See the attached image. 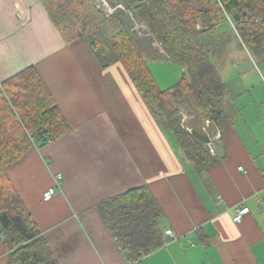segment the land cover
Masks as SVG:
<instances>
[{"label": "crops", "instance_id": "0c3cea01", "mask_svg": "<svg viewBox=\"0 0 264 264\" xmlns=\"http://www.w3.org/2000/svg\"><path fill=\"white\" fill-rule=\"evenodd\" d=\"M28 65L70 129L7 175L59 264H264V60L229 72L227 119L211 142L219 160L202 170L179 154L121 63L103 67L84 39L66 43L40 0H0V80ZM144 184L176 238L128 263L98 206Z\"/></svg>", "mask_w": 264, "mask_h": 264}, {"label": "trees", "instance_id": "16d2710c", "mask_svg": "<svg viewBox=\"0 0 264 264\" xmlns=\"http://www.w3.org/2000/svg\"><path fill=\"white\" fill-rule=\"evenodd\" d=\"M40 1L66 43L84 39L101 66L121 63L153 117L195 169L218 162L211 142L217 131L222 136L227 119L219 105L226 86L214 63L230 32L216 31L226 24L249 52L264 58V0H109L111 12L101 10L95 0ZM236 11L239 18L233 16ZM134 20L146 30L139 34ZM145 59L181 64L180 81L160 89ZM179 105L196 111L190 125ZM197 124L205 127L209 142L190 132ZM69 129L36 66L0 80V236L7 251L5 264H59L7 168L34 146H44ZM98 211L128 263L164 245L163 209L148 185L101 201Z\"/></svg>", "mask_w": 264, "mask_h": 264}, {"label": "rangeland", "instance_id": "374dc122", "mask_svg": "<svg viewBox=\"0 0 264 264\" xmlns=\"http://www.w3.org/2000/svg\"><path fill=\"white\" fill-rule=\"evenodd\" d=\"M99 7H102L103 10H108L109 9V0H95ZM109 12V10H108ZM230 22L233 24L231 18L229 17ZM230 26V25H229ZM233 26V25H232ZM217 33H229V36H225L224 38V47L219 55L218 59L215 61V66L223 79V81L226 84V91L224 92L221 101H220V106L224 107L225 102H229V99L231 97V92L230 89H228L230 81L233 80L229 79V72H233L236 69H242L243 67L248 66L249 64H261V61L264 60L263 57L249 52V50L246 48V46L242 43V41L234 35V32L230 31L228 26L226 24L221 25L218 27ZM110 34L109 31H106V36ZM228 83V86H227ZM181 112L183 113L184 121L186 124L190 125V119L192 121L193 115H195L196 111L190 109L188 106L185 105H179ZM208 121H206L207 123ZM201 124H197L199 127ZM190 130V129H189ZM212 131V128L210 129ZM46 145V144H45ZM209 146V145H208ZM42 147V146H40Z\"/></svg>", "mask_w": 264, "mask_h": 264}, {"label": "water", "instance_id": "95a60500", "mask_svg": "<svg viewBox=\"0 0 264 264\" xmlns=\"http://www.w3.org/2000/svg\"><path fill=\"white\" fill-rule=\"evenodd\" d=\"M101 10H103L102 7H99ZM105 11V9L103 10ZM246 12H243V15H245ZM239 12H234L233 16L236 18L240 17ZM146 65L152 74L154 80L162 90H166L177 84L181 77L182 72L184 70V67L172 60L167 59H158V60H149L145 59ZM190 132L198 139L202 140L203 142L207 143L209 142L210 138L208 134L198 127H193Z\"/></svg>", "mask_w": 264, "mask_h": 264}, {"label": "built area", "instance_id": "2783aa9c", "mask_svg": "<svg viewBox=\"0 0 264 264\" xmlns=\"http://www.w3.org/2000/svg\"><path fill=\"white\" fill-rule=\"evenodd\" d=\"M118 6H120V5H118ZM108 7H109L108 10L111 12V11L113 10V7L111 6V4H110ZM134 29L140 34L141 31L146 30V26H145L143 23H140V22H137L136 20H134ZM208 124H209V123L207 122L206 125H208ZM202 129H203L204 131H206V130H205V127H203ZM211 148H212V147H211ZM211 150H212V149H211ZM239 169H241V167H239ZM58 184H59V181H58V176H57L56 181H55V185L49 187V188L47 189V191L44 193L43 198H44L45 200H49V199L52 198V196H53V194L55 193V189H56V187H57ZM247 211H248V208H247V207H241V208H238V209L236 210V214H235V216L233 217V220H234V221H240L241 218H242V216H243V214H244L245 212H247ZM164 234H165V237H166V240H165V242H164V245L167 244V243L169 242L170 239H174V238H176V234L173 233L172 230H170V229L165 230V231H164Z\"/></svg>", "mask_w": 264, "mask_h": 264}]
</instances>
